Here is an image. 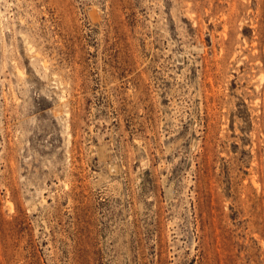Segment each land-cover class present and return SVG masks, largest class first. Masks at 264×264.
I'll use <instances>...</instances> for the list:
<instances>
[{
	"label": "rangeland",
	"instance_id": "rangeland-1",
	"mask_svg": "<svg viewBox=\"0 0 264 264\" xmlns=\"http://www.w3.org/2000/svg\"><path fill=\"white\" fill-rule=\"evenodd\" d=\"M0 264H264V0H0Z\"/></svg>",
	"mask_w": 264,
	"mask_h": 264
}]
</instances>
